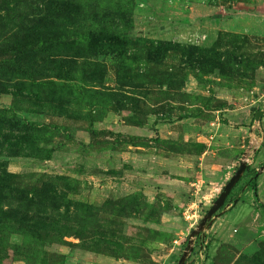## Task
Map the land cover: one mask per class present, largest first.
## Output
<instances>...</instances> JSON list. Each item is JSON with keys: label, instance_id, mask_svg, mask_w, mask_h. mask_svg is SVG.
Returning a JSON list of instances; mask_svg holds the SVG:
<instances>
[{"label": "rangeland", "instance_id": "374dc122", "mask_svg": "<svg viewBox=\"0 0 264 264\" xmlns=\"http://www.w3.org/2000/svg\"><path fill=\"white\" fill-rule=\"evenodd\" d=\"M262 109L264 0H0V264H264Z\"/></svg>", "mask_w": 264, "mask_h": 264}, {"label": "water", "instance_id": "95a60500", "mask_svg": "<svg viewBox=\"0 0 264 264\" xmlns=\"http://www.w3.org/2000/svg\"><path fill=\"white\" fill-rule=\"evenodd\" d=\"M263 116H264V109H262V110H258V111L256 112V114H255V120H256V121H259V120H261V118H262ZM238 174H239V173H237V174H236V175H235V176L229 181V183L227 184V186H226V187L224 188V190L221 192L219 198H218L217 201H216V205L213 206L212 210H214L216 206H218L219 204H221V203L223 202V200H224V198H225V196H226V194H227L228 189L230 188L231 184L233 183L234 179L237 177ZM212 210H211L210 212H212Z\"/></svg>", "mask_w": 264, "mask_h": 264}, {"label": "trees", "instance_id": "16d2710c", "mask_svg": "<svg viewBox=\"0 0 264 264\" xmlns=\"http://www.w3.org/2000/svg\"><path fill=\"white\" fill-rule=\"evenodd\" d=\"M254 187H253V192H254V195L256 198H258V186H257V183H256V174H255V178H254Z\"/></svg>", "mask_w": 264, "mask_h": 264}]
</instances>
